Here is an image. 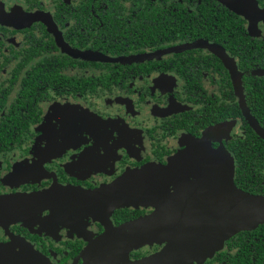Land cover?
<instances>
[{
  "label": "flooded vegetation",
  "instance_id": "obj_1",
  "mask_svg": "<svg viewBox=\"0 0 264 264\" xmlns=\"http://www.w3.org/2000/svg\"><path fill=\"white\" fill-rule=\"evenodd\" d=\"M201 140L264 194V0H0V264H84L105 226L46 193L171 165L168 191L194 194L225 177L217 156L199 168ZM136 203L112 223L156 209ZM191 264H264V222Z\"/></svg>",
  "mask_w": 264,
  "mask_h": 264
},
{
  "label": "water",
  "instance_id": "obj_2",
  "mask_svg": "<svg viewBox=\"0 0 264 264\" xmlns=\"http://www.w3.org/2000/svg\"><path fill=\"white\" fill-rule=\"evenodd\" d=\"M192 148H201L204 155L201 165L198 164L199 168L203 167L201 171H208V165L213 162L211 156H217L219 160L214 172H223L225 168V177L206 174L204 181L195 183L194 194L185 195L186 190L168 191L171 165H149L98 189L63 186L58 191H48L42 200L59 202L61 197L62 215L93 218L105 226L104 232L90 239L85 248L84 264H191L223 246L234 233L264 222V194L246 192L234 184L232 157L213 152L202 140ZM16 199L5 197L2 203ZM136 202L153 205L156 209L151 214L115 226L110 218L115 208ZM1 214L12 216L14 212ZM155 243H165V246L141 260H127L134 248Z\"/></svg>",
  "mask_w": 264,
  "mask_h": 264
}]
</instances>
